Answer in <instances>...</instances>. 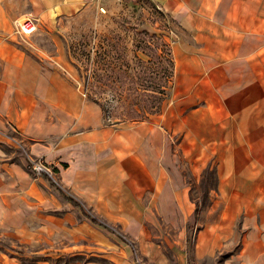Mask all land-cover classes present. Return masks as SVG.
<instances>
[{
    "label": "crops",
    "instance_id": "1",
    "mask_svg": "<svg viewBox=\"0 0 264 264\" xmlns=\"http://www.w3.org/2000/svg\"><path fill=\"white\" fill-rule=\"evenodd\" d=\"M101 1L0 0V240L26 244L33 253L51 243L94 255L93 230L117 224L138 230L143 259L167 264L162 240L147 230L161 227L155 212L177 226L179 198L187 195L167 128L105 123L99 106L52 62L37 60L14 41L16 19L73 15ZM154 1L178 24L172 53L176 70L186 75V97L192 83L195 99L203 101L172 111L171 123H186L187 146L217 149V187L208 194L222 179L220 193L231 197L232 210L245 212L237 264H264V0ZM85 102L98 111H84ZM8 126L32 156L55 168L54 182L79 205L32 173L25 157L4 150L10 139L1 130ZM226 179L235 181L232 190H224ZM221 236L204 237L196 248L214 253ZM5 256L0 250V264H7Z\"/></svg>",
    "mask_w": 264,
    "mask_h": 264
},
{
    "label": "rangeland",
    "instance_id": "2",
    "mask_svg": "<svg viewBox=\"0 0 264 264\" xmlns=\"http://www.w3.org/2000/svg\"><path fill=\"white\" fill-rule=\"evenodd\" d=\"M36 18V31L26 38H21L14 32V22L12 23L14 41L37 60L52 62L61 75L73 83L80 93L83 88L81 76L85 70H88L86 68L89 67V63L96 75L101 77L111 75L109 86L92 84L93 87H89V92L101 97L102 101L105 99L110 101L111 97L119 95L121 100L125 99L128 94H131L130 91L120 89L114 91L111 87L119 82L126 85L133 78L132 76L139 73L142 77H148V81L153 84L161 83L160 62L167 65L165 53L159 45L161 34L166 35V38L162 39L169 45L170 43L172 45L178 36L177 22L170 14L158 7L154 0H102L100 3L88 5L86 9L73 15L43 20L38 16ZM22 19L24 17L20 18ZM147 54L151 56V59ZM57 62L61 66H58ZM103 63L106 64L103 65ZM108 64L114 69L112 74ZM183 79L186 80V75L182 77L180 68L177 70L175 68L173 88L172 91L167 90L169 97L163 112L147 122L161 124L167 128L165 130L167 139L172 151L176 154L172 156L182 175V183L187 195L184 197L180 195L179 198L182 211L179 212L177 226H172L155 212L154 215L161 222V227L155 229L153 226H148L147 230L152 236H159L157 240H162L163 243L158 242L159 250L164 254L167 264H237L239 260L236 259L235 253L240 246L239 238L242 234L241 225L245 219V212L232 210L234 205L228 202L231 197L220 193L219 184L222 179H219L217 190L208 194L207 198H203L206 189L201 180L208 164L210 167L218 164V152L214 151L217 149L201 148L198 145L187 146L186 125L181 124L186 123L180 121L175 126L171 123L172 111H189L196 102L199 105L203 104L201 98L195 99L192 83L190 96L186 97L187 87ZM101 82H104V79ZM158 95L150 90L137 91V98L148 99V101L155 100ZM67 103L69 104V100ZM83 108L84 111H98L91 102H85ZM123 109L121 102L116 103L115 111H110L111 118L114 119L113 115L127 114L128 111H121ZM140 122L126 121L117 126H134ZM8 128L1 130L2 134L4 133L5 137H14L16 135L14 130L12 127L8 126ZM16 138L20 141L21 137L18 138L16 135ZM20 144L24 145V142L20 141ZM3 147L4 150L12 152L13 157L17 155L25 157L24 151L12 141L3 144ZM49 166L53 170L54 180L58 182L57 171L51 164ZM234 186L235 181L232 179L223 181L225 191L232 190ZM84 231L90 234L89 228ZM137 232L138 230L134 234L128 228L122 230L117 224L109 225L107 230L103 227L94 229L92 234L98 241V248L93 249L94 255H87L84 253L86 250H70L68 246L65 248L64 245L51 243L44 245V250L33 253L32 247L5 237L0 240V250L6 255L4 259L7 260V264H85L88 262L154 264L139 255ZM218 232H221L222 236L216 239L214 253H208L204 245L202 249L196 248L202 238L210 237L212 234L215 236ZM187 237L190 239L189 243H186ZM132 249L135 250V254L132 253L127 257L126 251Z\"/></svg>",
    "mask_w": 264,
    "mask_h": 264
},
{
    "label": "trees",
    "instance_id": "3",
    "mask_svg": "<svg viewBox=\"0 0 264 264\" xmlns=\"http://www.w3.org/2000/svg\"><path fill=\"white\" fill-rule=\"evenodd\" d=\"M162 38L165 37L166 35L161 34ZM154 35H152L153 37ZM160 39V47L165 53V61L167 62V65H163L160 62L159 65V72L162 78L161 83H156L153 84L151 81H148V77L134 75L132 76L133 78L129 81L128 84L125 85L123 82H119L118 84L114 85L112 90L114 91H119L120 90H127L130 91L131 94H128L125 99H120V97H111L110 101L108 99H105L102 101L101 97L95 96L89 92V87H93L92 84H103V85H108L110 82V77L111 75H106L104 77H101L99 75H96L91 68V64L89 63V67L86 68L88 70H85L84 73L81 76V81L83 84L82 88V94L86 97V99L94 102L97 104L100 108L102 118L105 123L108 124H121L125 123L126 121L129 122H140V121H149L150 118L159 115L160 113L163 112L164 106L167 103L168 100V93L167 90L172 91L173 88V82L175 78V62H174V57L172 53V45H170L164 40ZM161 50V51H162ZM106 54V53H104ZM107 55V54H106ZM147 56H150L147 54ZM151 59V56L149 57ZM108 62V61H107ZM142 62V59H141ZM145 63H148V61H143ZM106 63H103L105 65ZM110 64V63H109ZM108 64V68L110 70V73L112 74L113 68L109 67L110 65ZM106 67V66H105ZM146 68V67H145ZM101 78V79H100ZM104 79V82H101ZM109 86V85H108ZM126 86V87H125ZM97 88V87H96ZM155 91L159 95L155 98V100H150L148 99H141L137 98V91ZM121 102V105L124 107L123 110L121 111H128L127 114H122L120 116H114V119L111 118L110 111H115L114 107L116 106V103ZM153 108V109H151ZM144 111V112H141ZM121 114V113H119ZM50 185L53 189H55L63 198L66 200L70 201L74 205H79L77 200H75L73 197L65 194L59 186L46 174H43ZM202 185L205 187L206 192L203 194V198L208 197V193L210 190L216 189L217 187V175H216V169L214 167L208 166L204 170V175L202 177ZM197 207V202L195 203Z\"/></svg>",
    "mask_w": 264,
    "mask_h": 264
},
{
    "label": "built area",
    "instance_id": "4",
    "mask_svg": "<svg viewBox=\"0 0 264 264\" xmlns=\"http://www.w3.org/2000/svg\"><path fill=\"white\" fill-rule=\"evenodd\" d=\"M100 10L103 9L100 8ZM36 27H37V18L35 16H27L22 20L20 19L14 20V32L18 36L23 38L32 35L36 31ZM8 138L13 143L18 144V146L24 151L25 159L28 163V167L31 169V171L34 174L36 175L46 174L54 181L53 170L48 163L44 162V160L40 157L32 156L28 152V150L23 145L20 144V141L15 136L14 137L8 136Z\"/></svg>",
    "mask_w": 264,
    "mask_h": 264
}]
</instances>
